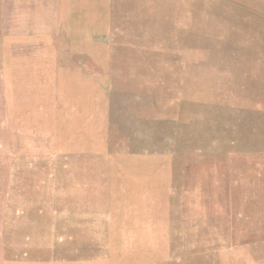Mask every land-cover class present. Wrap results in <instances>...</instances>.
Wrapping results in <instances>:
<instances>
[{
    "label": "rangeland",
    "instance_id": "obj_1",
    "mask_svg": "<svg viewBox=\"0 0 264 264\" xmlns=\"http://www.w3.org/2000/svg\"><path fill=\"white\" fill-rule=\"evenodd\" d=\"M0 264H264V0H0Z\"/></svg>",
    "mask_w": 264,
    "mask_h": 264
}]
</instances>
